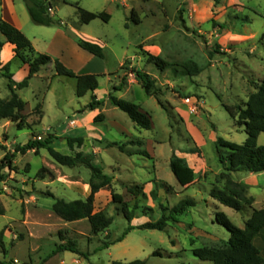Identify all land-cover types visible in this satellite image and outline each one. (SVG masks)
Masks as SVG:
<instances>
[{"label": "rangeland", "instance_id": "1", "mask_svg": "<svg viewBox=\"0 0 264 264\" xmlns=\"http://www.w3.org/2000/svg\"><path fill=\"white\" fill-rule=\"evenodd\" d=\"M51 1L54 19L63 27L38 26L29 16L25 36L34 40L42 54L54 42L56 29L65 34L66 30H76L88 41L98 43L105 59L82 50L70 37L72 45H66L63 52L75 66L70 70L77 75L84 71L85 75H97L99 87L95 93L77 98L75 79L57 76L54 64L43 67L28 88L17 91L27 102L25 114H30L27 123L32 129L18 130L16 124L0 121V144L5 147L0 150V162L17 146L49 137L56 150L74 156L76 151L69 149L67 139L84 137L82 151L94 154V165L114 177L112 185L101 190L94 202L95 212H104L113 224L93 235L86 220L64 222L53 213L54 199L48 194L67 202L88 198V169L60 166L46 149L18 155L14 164L17 171L5 170L6 182L0 184V207L5 211L0 216V232L4 230L0 264H130L135 260L148 264H212L196 258L193 250L221 245L230 238L216 222L218 211L210 195L215 190L241 189L228 184L229 179L235 181L237 173L221 163V156H227L228 150L219 151L217 139L239 145L247 140L245 127L238 118L233 120L225 107L235 112L244 109L264 81V0H66L69 5L63 0ZM15 8L27 13L23 0H16ZM78 8L106 12L111 20L105 23L97 19L85 25ZM132 10L139 22L134 20ZM53 47L62 48L58 43ZM145 51L162 57L171 66L161 71L146 61ZM185 63L197 65L201 74L185 75L180 68ZM133 69L155 81L151 95L135 80ZM11 72L16 82L28 74L17 58L11 62ZM120 85L123 90L115 96L149 113L151 130L137 128L128 115L111 104L109 95ZM93 95L103 106L86 112ZM9 96L8 81L0 72V98ZM99 114L104 118L96 123ZM106 141L131 143L128 151L145 150L150 158L106 148ZM257 144L264 146V134ZM43 169L41 178L38 174ZM260 180L264 184V174ZM135 187L142 188L139 198L128 191ZM153 191L158 200L153 199ZM244 196L252 198L248 191ZM183 200H194L197 206L177 217L178 223L170 221L164 232L140 229L158 221L164 208L169 213ZM125 204L130 210L139 206L131 224L123 214ZM243 205L240 213L232 209L219 212L242 229L253 203ZM130 225L136 229L116 243ZM68 241H75L83 255L63 252L45 263L60 244ZM106 244L109 248H104ZM256 245L264 258L263 234Z\"/></svg>", "mask_w": 264, "mask_h": 264}, {"label": "trees", "instance_id": "2", "mask_svg": "<svg viewBox=\"0 0 264 264\" xmlns=\"http://www.w3.org/2000/svg\"><path fill=\"white\" fill-rule=\"evenodd\" d=\"M1 1L2 0H0V2ZM23 1L34 24L45 27H63L60 20H56L51 16V11L54 8L51 0ZM63 4L69 5L70 3L63 0ZM78 13L81 22L85 25H88L97 19H100L105 23H109L111 20V15L106 12L93 13L78 8ZM132 16L134 20L139 22L135 10H132ZM221 28L224 27L221 26ZM0 33L5 37V41L0 42V72L2 73V76L7 79L8 89L10 91L9 98H0V121L12 122L16 124L18 130L26 128L32 129L31 125H28L27 123L30 114H25L27 102L20 98L17 91L28 88L31 79L37 76L42 68L49 64H54L57 76H65L76 80L77 98H82L88 93H95L98 89L99 81L97 75H77L59 60L52 59L46 54H36L30 40L9 22L4 20L0 21ZM6 43L12 44L15 47V58L19 59L24 65L29 67L28 76L21 82H16L14 80V74L11 72L10 62L3 67L1 65V52ZM76 43L81 49L89 54L99 59H105L104 49L98 43L90 42L82 38H79ZM143 56L149 64L156 65L161 71H165L171 66L162 57L152 55L149 52H143ZM180 68L187 76H198L202 72V69L197 67L194 63L182 64L180 65ZM132 75L135 80L141 84L146 93L151 95L152 91L155 89V81L152 77L137 69L132 70ZM122 90L123 85L113 88V92L109 95L111 104L128 115L137 128L151 130L152 119L149 113L144 112L140 106L119 99L115 96V93ZM102 106L103 103L98 100L96 95H93L91 102L87 105L85 111L95 112L100 110ZM39 108L40 106L37 107V110ZM225 110L233 120L238 118L239 124H242V126L245 127L247 140L244 144L239 145L218 138L217 146L219 151L220 148L228 150L227 156H221V163L227 166V170L232 173H264V146H258L257 144L259 136L264 134V81L262 82L260 89L249 97L244 109L238 108V112H235L232 108L225 107ZM103 118L104 116L99 114L95 117V122H102ZM103 142L104 141H100V143ZM52 143L53 139L51 137L44 141H35L31 139L27 144L17 146L13 153H5L0 162V184L6 182L8 175L5 173V170H9L10 172L17 171V167L14 164L18 155H25L30 151L38 153L41 149H46L51 158L60 166L68 168L84 167L91 172L88 182L90 195L86 200L67 202L64 199L55 198L53 195L48 194L54 199L53 213L64 222H79L86 220L91 227L93 235H98L107 231L113 224V219L108 217L104 212H95L94 202L95 196L101 190L109 188L112 185L114 177L105 174L101 168L94 165V154L82 151L85 144L84 137L80 136L67 139L69 149L71 151H76L74 156L60 153L52 146ZM136 143L141 145L140 141ZM128 145L132 144L106 141V148L116 147L128 156L137 155L150 158L149 153L145 150L137 152L128 151ZM0 150H5V147L1 144ZM182 162L185 163V161ZM43 172L44 169L38 174V176L43 178ZM228 184L237 189H241V191L230 188H228L227 192L215 190L211 193L210 197L220 205L238 213L243 211L244 202L249 204L253 203L252 198L248 200L245 199L244 191L249 190L247 185L237 183L230 179ZM128 191L135 198H139L143 194L142 188L140 187L129 188ZM152 197L154 200H158V194L156 191L152 192ZM196 206L197 203L194 200H183L173 207L169 213H167L168 210L164 208L163 215L158 221L146 223L142 225L140 229L164 232L169 226L170 221L178 223L177 217H181L189 209L195 208ZM138 208L139 206L136 205L134 209L130 210L128 205H124L123 214L129 224L135 219L136 209ZM4 214L5 211L3 207H0V216ZM216 222L229 232V240L221 245L204 246L202 248L194 249L193 254L196 258L204 262H211L212 264H264V258L256 245L258 237L262 234L264 235V208L254 210L252 217L245 223V226L242 229L235 226L223 212H216ZM134 229L136 228L130 225L116 243L122 242ZM3 236L4 230L0 232L1 248L4 247ZM61 240L64 242L62 236ZM109 246V244H106L104 248H109ZM63 252L83 255L75 241H68L67 243L60 244L45 260V263L50 258ZM130 264H148V262L135 260Z\"/></svg>", "mask_w": 264, "mask_h": 264}, {"label": "crops", "instance_id": "3", "mask_svg": "<svg viewBox=\"0 0 264 264\" xmlns=\"http://www.w3.org/2000/svg\"><path fill=\"white\" fill-rule=\"evenodd\" d=\"M15 1L16 0H2L0 2V12H1V15H2V20L9 22L14 27L19 29L24 35H26L25 32H24V29L27 28L28 25H29V16L30 15H29V12H28L27 9H26L27 13H25L24 11H22L20 13L15 8ZM51 16L52 17H56V12H55L54 8L51 11ZM56 30L57 31L55 33V39L53 40L54 41L53 43L54 44L58 43V47H59V44H60L62 46V48L60 47L59 49L58 48L56 49V48L53 47L54 44L52 43L51 46L49 47V50H47V52H45V53L48 56H50L52 59H59L60 61H62V63L66 67H68L69 69H72L75 66L73 65L71 59L68 56L66 57L64 55V52H63V50H64L63 48L66 45H69V44L72 45V43L70 41H68L69 37L65 34V32H63L61 29H56ZM74 31H76V30H74ZM76 34L80 38L88 40L87 38H85V36H83V34H80V32L76 31ZM4 41H5V37L0 33V42H4ZM30 42L32 44L34 52L36 54H42V51H39L38 49H36V46L34 44V40L30 39ZM14 48L15 47L12 44H9V43L5 44V46H4V48H3L2 52H1V65H2V67L5 66L9 62L11 63L14 60V58H15ZM51 48H53V49H51ZM77 52H79V54H81V55L84 54L79 49L77 50ZM24 67H26V70H27V73H28L29 72V67L27 65H24ZM82 73L83 74H81V75H85L84 74L85 71L82 72ZM86 75H88V74H86ZM27 76H28V74H27ZM242 174L243 173H237L234 176V178H235V182L245 184V185H247L249 187L248 192H249L250 196L254 200L253 209L252 208L249 209V211H251V212H249V216H248V220H249L252 217V214H253L254 210L263 209L262 205L264 204V196L262 197L261 193L264 192V184L260 180V176H262L264 173H261V174H249V173H246L245 175H242ZM211 200H212V202H214L213 203V207L215 208V210H217V211H224L225 210V212H226V209H229L227 207L219 205L214 199H211ZM248 220H246L245 223Z\"/></svg>", "mask_w": 264, "mask_h": 264}, {"label": "water", "instance_id": "4", "mask_svg": "<svg viewBox=\"0 0 264 264\" xmlns=\"http://www.w3.org/2000/svg\"><path fill=\"white\" fill-rule=\"evenodd\" d=\"M66 35L72 38L74 41H78L79 36L72 30H66Z\"/></svg>", "mask_w": 264, "mask_h": 264}, {"label": "built area", "instance_id": "5", "mask_svg": "<svg viewBox=\"0 0 264 264\" xmlns=\"http://www.w3.org/2000/svg\"><path fill=\"white\" fill-rule=\"evenodd\" d=\"M39 140H40V138H39Z\"/></svg>", "mask_w": 264, "mask_h": 264}]
</instances>
